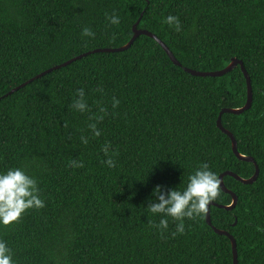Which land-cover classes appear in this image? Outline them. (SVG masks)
Masks as SVG:
<instances>
[{
  "label": "trees",
  "instance_id": "trees-1",
  "mask_svg": "<svg viewBox=\"0 0 264 264\" xmlns=\"http://www.w3.org/2000/svg\"><path fill=\"white\" fill-rule=\"evenodd\" d=\"M113 14L120 24L109 22ZM138 21L181 66L140 35L124 51L88 54L5 96L78 55L126 45ZM233 58L250 78L252 103L223 112L221 123L255 163L239 159L217 127L223 109L246 104L240 66L219 77L183 69L218 71ZM80 90L85 113L71 108ZM105 144L117 153L115 168L104 163ZM204 163L218 177L243 179L258 167L252 183L223 176L237 202L210 205V217L235 239L238 264H264V0H0V171L25 168L45 200L0 225L17 264H233L230 239L206 212L185 219L182 234L171 217L167 231L152 227L162 218L147 208L155 187L183 190ZM232 200L221 189L211 203Z\"/></svg>",
  "mask_w": 264,
  "mask_h": 264
},
{
  "label": "clouds",
  "instance_id": "clouds-1",
  "mask_svg": "<svg viewBox=\"0 0 264 264\" xmlns=\"http://www.w3.org/2000/svg\"><path fill=\"white\" fill-rule=\"evenodd\" d=\"M113 25L120 24V17L113 14L108 17ZM169 25H175L176 30H180L179 18L169 15L167 18ZM82 35L94 37L95 33L85 27ZM83 90L78 93V98L73 101L71 108L77 112L85 113L89 111V106L84 98ZM119 101L113 99V107L118 106ZM103 111V109H102ZM103 119V117H99ZM89 130L95 137L101 135L96 123L88 125ZM82 144H88V137L81 135ZM102 151L106 157L104 163L109 168L117 167L115 159L117 153L111 150L110 144H105ZM73 167H83L82 162L72 161ZM221 180L217 173L206 163L188 177L187 186L180 190L177 187L168 189L166 186L158 185L153 190L154 200H150L148 209L153 215H160L162 218L159 224H153L161 232L167 231L171 217L178 221L176 225L177 233H184L185 219L193 220L202 216L210 203L217 199L220 194ZM45 207V200L42 198L41 190L36 177L29 175L23 167L9 168L7 171H0V225L8 226L18 221L29 209H42ZM0 264H17L14 260L12 249L6 241L0 239Z\"/></svg>",
  "mask_w": 264,
  "mask_h": 264
},
{
  "label": "water",
  "instance_id": "water-1",
  "mask_svg": "<svg viewBox=\"0 0 264 264\" xmlns=\"http://www.w3.org/2000/svg\"><path fill=\"white\" fill-rule=\"evenodd\" d=\"M139 21L133 26V37L131 38V40L124 46L122 47H119V48H99V49H95V50H92V51H88L86 53H83L81 55H78L64 63H61L59 65H56L52 68H49L41 73H39L38 75H36L35 77H32L31 79L27 80L26 82L22 83L21 85L13 88L11 91H9L5 96L17 91L18 89L24 87L26 84L32 82L33 80L35 79H38L44 75H46L47 73L55 70V69H58L60 67H63V66H66L68 64H70L71 62L83 57V56H86L88 54H91V53H98V52H119V51H124L126 49H128L132 43L134 42V40L140 36V35H146V36H149L151 38H153L162 48L163 50L166 52V54L168 55V57L170 58V60L177 66H181L180 62L175 58V56L173 55V53L170 51V49L165 45L164 42H162L159 38H157V36H155L154 34H152L151 32L147 31V30H143V29H138L137 28V25H138ZM239 65L244 76H245V79H246V83H247V101H246V104L241 107V108H236V109H230V108H225L221 111L220 113V116L218 117L217 119V127L222 131L224 132L226 135H228L230 137V140H231V144H232V150L234 152V154L241 160H244V161H251V162H254L255 161L253 160V158L251 157H248V156H244L242 154H240L238 152V149H237V143H236V140L234 138V136L227 130L223 127L222 123H221V114L223 112H229V113H234V114H239L245 110H247L250 106H251V103H252V86H251V81H250V78L247 74V71L243 65V62L240 61V60H237L236 58H233L231 60V62L229 63V65H227L225 68L221 69V70H218V71H212V72H200V71H195V70H191L189 68H186V67H183V69L194 75V76H201V77H205V76H211V77H219V76H222L224 74H226L227 72L231 71L235 66ZM255 173L254 175L249 178V179H243L241 178L240 176H238L237 174L231 172V171H227L225 173H223L222 175H220V180H221V186L220 188L227 192V193H230L232 195V203L231 205H228V206H223V205H218V204H215V203H210V205H215L217 207H220V208H225V209H232L235 205H236V202H237V196L236 194L232 193L231 191H229L225 185H224V182H223V176L224 175H230V176H233L235 179L247 184V183H252L255 181V179L257 178V175H258V167L255 166ZM210 205L208 207V210L206 211V222L209 226H211L213 228V230L218 233V234H221V235H225L227 236L230 241H231V244H232V253H233V264H238V254H237V248H236V241L235 239L233 238V236L228 233L227 231H223V230H220V229H217L215 228L212 223H211V217H210Z\"/></svg>",
  "mask_w": 264,
  "mask_h": 264
}]
</instances>
